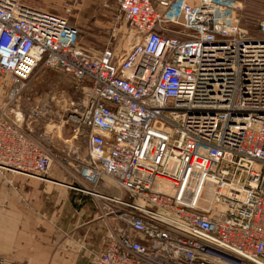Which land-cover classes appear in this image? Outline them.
I'll list each match as a JSON object with an SVG mask.
<instances>
[{
  "label": "built area",
  "instance_id": "2783aa9c",
  "mask_svg": "<svg viewBox=\"0 0 264 264\" xmlns=\"http://www.w3.org/2000/svg\"><path fill=\"white\" fill-rule=\"evenodd\" d=\"M118 7L137 40L122 58L88 54L64 17L0 0V92L12 82L0 173H49L17 105L39 65L62 71L84 92L72 117L89 129L93 178L83 176H107L129 196L97 197L121 226L93 264H264V19L254 37L237 0Z\"/></svg>",
  "mask_w": 264,
  "mask_h": 264
},
{
  "label": "rangeland",
  "instance_id": "374dc122",
  "mask_svg": "<svg viewBox=\"0 0 264 264\" xmlns=\"http://www.w3.org/2000/svg\"><path fill=\"white\" fill-rule=\"evenodd\" d=\"M14 1L68 19L69 24L79 32V46L91 56H99L109 49L115 52L118 58H122L137 41L136 32L119 11L118 0ZM197 1L193 0L195 3ZM237 2L241 27L256 37L257 25L264 19V0ZM177 29L170 25V31L166 34L172 36V31ZM11 86L12 82L7 79L0 92V106L7 103ZM20 88L22 91L17 106L26 111L25 129L30 131V140L38 145L51 161L49 174L61 173V178L70 181L71 189L89 199L97 200L99 195L102 196V181L92 183L83 176V171L88 169L90 162L89 129L72 118L74 110L84 98L81 87L67 73L39 65L32 77L20 84ZM122 195L129 199L126 193L123 192ZM211 200L209 187L204 193L202 203L207 207ZM3 260L5 263V259Z\"/></svg>",
  "mask_w": 264,
  "mask_h": 264
},
{
  "label": "crops",
  "instance_id": "0c3cea01",
  "mask_svg": "<svg viewBox=\"0 0 264 264\" xmlns=\"http://www.w3.org/2000/svg\"><path fill=\"white\" fill-rule=\"evenodd\" d=\"M51 173V172H50ZM61 173L43 178L0 174V257L4 264H93L113 227L98 199L71 189ZM103 196L125 198L115 182L103 176Z\"/></svg>",
  "mask_w": 264,
  "mask_h": 264
},
{
  "label": "bare ground",
  "instance_id": "6f19581e",
  "mask_svg": "<svg viewBox=\"0 0 264 264\" xmlns=\"http://www.w3.org/2000/svg\"><path fill=\"white\" fill-rule=\"evenodd\" d=\"M83 174H84L85 176H87L88 178H93V176L91 175V173H89V171H87V170H84V171H83Z\"/></svg>",
  "mask_w": 264,
  "mask_h": 264
}]
</instances>
